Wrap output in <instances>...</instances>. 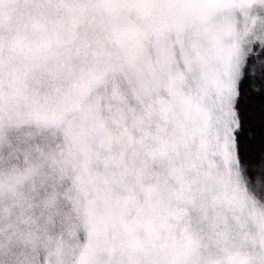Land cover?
<instances>
[{"label":"snow or ice","instance_id":"snow-or-ice-1","mask_svg":"<svg viewBox=\"0 0 264 264\" xmlns=\"http://www.w3.org/2000/svg\"><path fill=\"white\" fill-rule=\"evenodd\" d=\"M0 264H264V0H0Z\"/></svg>","mask_w":264,"mask_h":264}]
</instances>
